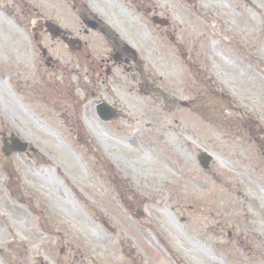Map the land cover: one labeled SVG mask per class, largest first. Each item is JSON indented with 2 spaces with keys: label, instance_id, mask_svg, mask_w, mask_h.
<instances>
[{
  "label": "rangeland",
  "instance_id": "obj_1",
  "mask_svg": "<svg viewBox=\"0 0 264 264\" xmlns=\"http://www.w3.org/2000/svg\"><path fill=\"white\" fill-rule=\"evenodd\" d=\"M251 1H120L123 13L116 3L108 4L115 11L89 3L116 36L81 31L68 0H38L83 41L81 55L61 40L49 49L68 64L69 88L41 65L37 47L30 50L33 33L5 23V46L19 41V57L34 65L24 63L30 83L16 90L20 96L15 67L0 72V264H264V253L250 256L240 240L215 254L208 242L194 245V255L180 251L184 259L168 252L202 220L199 211L191 216L192 206L215 197L233 223L260 218L264 235V158L257 151L264 139V0ZM155 13L170 25L154 24ZM117 39L133 44L139 59L108 72L102 59L117 52L109 43ZM77 78L85 83L81 97L71 86ZM100 96L116 110L111 121L97 113ZM11 132L43 157L30 146L4 155ZM202 151L214 155L209 170L198 160ZM74 250L92 261L77 263Z\"/></svg>",
  "mask_w": 264,
  "mask_h": 264
},
{
  "label": "flooded vegetation",
  "instance_id": "obj_2",
  "mask_svg": "<svg viewBox=\"0 0 264 264\" xmlns=\"http://www.w3.org/2000/svg\"><path fill=\"white\" fill-rule=\"evenodd\" d=\"M104 2L106 3V8H111V5L116 3L120 7L118 10H120L123 13V7L121 6L120 1H130V0H68V2H72L73 9L76 12L78 17L80 18V23L83 25V27L80 29L83 32H89L88 28H93L94 30H99L101 33H106L113 30L112 25L109 23V20L107 17H105L102 14V17L100 16L99 12L93 11L90 8L89 3H98V2ZM132 1H139V0H132ZM40 4L37 0L35 2L34 0H0V72L2 75L3 69H5V66H8V64L11 66H14L15 68L12 69L14 71V75L16 78V85L17 88L13 87V90L16 94L20 96V92H16V90L21 91V94L26 92L27 87L29 85V81H27L24 77V70H28V66H24L25 61H27V65H31L34 63V59L30 57H19L18 52H20L21 47L19 41L16 43H11L10 47H6L5 43V23L8 24L10 28H12L15 31H23L29 30L31 33H33V39L29 42L30 50H34V47H40L42 46L45 51H39L41 57L39 58L41 65L48 67L50 70H52V75L55 77H60V82H63V86L66 85L68 87L69 80H68V73L66 71H69L68 64H65L62 62L60 58H55L49 53V49H51L53 46L56 45L55 40H60L59 38H56L54 35V30L51 27L60 26L64 30H66L70 35L73 36V32L69 29V27L64 26L61 20H59V16H52L50 13H48L44 9H40ZM114 8V7H112ZM97 10V9H96ZM60 11V10H59ZM115 11V8H114ZM126 12V11H125ZM107 9L104 11V14L107 15ZM157 14V13H155ZM61 17H63L62 12L60 11ZM104 16V17H103ZM96 27V28H94ZM9 31L7 30V33ZM14 32V31H13ZM41 35L43 38H47L51 40V43H47L44 39L41 38ZM15 38V37H14ZM13 39V38H12ZM42 40V41H41ZM64 43V42H63ZM110 44L114 45V49L117 51L112 53V55L105 59L103 58L102 61L105 62V64H101V68H106L108 72L112 71L113 63H115V66L117 64H121L123 60H125V63L130 62V56L126 52H124V46L125 42L117 40H109ZM68 49L69 47L64 44ZM76 46V43L74 44ZM84 45V44H83ZM45 47V48H44ZM7 49V51H6ZM82 50V49H81ZM120 50V51H119ZM80 51V50H79ZM79 53V52H78ZM81 51L80 54L81 55ZM114 54V55H113ZM13 55H16V57H12ZM28 55V54H27ZM52 56V57H50ZM79 58V57H78ZM81 60V58H80ZM31 62V63H30ZM23 70V71H22ZM40 76H42V79L45 78V75H43L40 71L38 72ZM35 76V75H34ZM62 77V78H61ZM160 78V76H159ZM103 83V81H102ZM85 83L80 79L77 78L76 81H71V86L75 87V95L77 97H81L84 94V88ZM95 88L101 89L100 86H98L97 83L94 84ZM26 88V90H25ZM69 88V87H68ZM67 88V89H68ZM92 95L95 97L98 95V93L94 92ZM104 101L102 97L100 96V99L97 103L96 109H98V105ZM44 103H47L43 101ZM80 102L77 100V103ZM47 106V105H46ZM26 116V115H25ZM100 117V116H99ZM2 121V120H1ZM2 127H5L6 124L4 121L1 122ZM4 134L7 135V133H1L3 136ZM10 136H18L22 138L20 135H18L17 132H11L8 133ZM30 142V141H28ZM33 146L36 147L34 142L30 143ZM31 145V146H32ZM40 150V149H39ZM258 152H262L261 157L264 158V139L261 143H259L257 147ZM35 155H38L40 157H43V153H41V150L34 151ZM52 168L57 172H63V166L61 164L51 165ZM60 178V181L62 183H65L64 177L61 174H57ZM62 187L56 188V191L59 192ZM191 210L193 213L191 216L196 214V212L199 211V215L201 217V221L191 223V233H188L187 237H184L183 235H180L177 240V249L174 251L168 250L169 253H177V255L181 258H185L184 255L180 251H188L189 255H194L192 253L194 245L197 243L203 244L204 242H208L210 245L209 247H206V250L211 253L215 254L220 251H223L225 248L229 246V243H234L236 240H240L241 244L240 246L245 252H248L250 256H253L257 253L258 256H261L264 253V235H261L259 232L260 229V218H244L243 220L237 219L233 223V221H229V218L226 216V213L223 211V201L221 199L218 200V197H215L214 200L211 201H201L198 204V207L195 208V206H192ZM210 219V222L208 224L203 223V219L206 218ZM212 220L214 222H212ZM51 223V219H50ZM229 224H232V226H229ZM61 233V232H60ZM51 235V230H50ZM162 244V243H161ZM168 245V244H167ZM162 247L165 248V245L162 244ZM174 247V246H173ZM258 247L257 250H255ZM167 252V249H165ZM75 253L73 255V260H75L77 263H87L88 260L86 254L81 250H74ZM183 262V261H182ZM221 262H224L223 260ZM71 264H74V262H70Z\"/></svg>",
  "mask_w": 264,
  "mask_h": 264
},
{
  "label": "water",
  "instance_id": "obj_3",
  "mask_svg": "<svg viewBox=\"0 0 264 264\" xmlns=\"http://www.w3.org/2000/svg\"><path fill=\"white\" fill-rule=\"evenodd\" d=\"M156 23H160V24H166V20H159L156 21ZM57 35H60L67 43H74L76 40L73 38H70L66 33H64L62 30L58 31L56 33ZM79 42V40H78ZM127 50H131L130 48H128ZM100 108V113H102V115H104V113L106 111H109L111 114L110 115H104V118L106 119H111L114 115V113H112V109L111 108H105L104 110L101 109V106H99ZM27 148V145L25 143H21L19 140L17 139H6L4 140V148H3V153L5 155H10L15 151H25ZM211 156L208 155L206 152H204L201 156H200V161L202 162V164L204 165V167H207L209 165V160H210ZM137 218H141V215H136Z\"/></svg>",
  "mask_w": 264,
  "mask_h": 264
}]
</instances>
